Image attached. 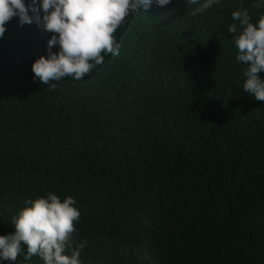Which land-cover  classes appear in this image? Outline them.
<instances>
[{
	"label": "trees",
	"instance_id": "trees-1",
	"mask_svg": "<svg viewBox=\"0 0 264 264\" xmlns=\"http://www.w3.org/2000/svg\"><path fill=\"white\" fill-rule=\"evenodd\" d=\"M196 6H141L114 34L118 56L102 53L54 90L32 71L53 33L6 22L0 235L15 232L26 200L51 191L80 212L71 242L84 244L81 264H264V101L244 90L228 31L241 6L256 23L264 0H219L193 17ZM21 246L0 264H24Z\"/></svg>",
	"mask_w": 264,
	"mask_h": 264
},
{
	"label": "clouds",
	"instance_id": "clouds-1",
	"mask_svg": "<svg viewBox=\"0 0 264 264\" xmlns=\"http://www.w3.org/2000/svg\"><path fill=\"white\" fill-rule=\"evenodd\" d=\"M160 6L170 0H156ZM219 0H187L195 17L218 3ZM152 0H0V38L6 32V22L14 16L19 22H35L45 32L53 33L48 40L47 56L40 55L32 63L34 78L41 84L56 88L53 81L71 76L76 80L104 61V54L119 55L120 45L115 32L130 14L150 8ZM31 9L32 15H29ZM228 27L239 50L237 59L247 65L243 88L258 101H264V79L258 73L264 70V15L253 23L247 9L232 12ZM58 34V35H57ZM59 45V51L52 49ZM71 196L61 198L49 191L46 196L26 200L18 215L12 217L15 232L0 235V260L17 261L22 242L27 246L24 264L38 255L44 264H81L79 256L84 247L72 248L71 236L76 231L74 221L80 212ZM71 253L67 254V250Z\"/></svg>",
	"mask_w": 264,
	"mask_h": 264
}]
</instances>
